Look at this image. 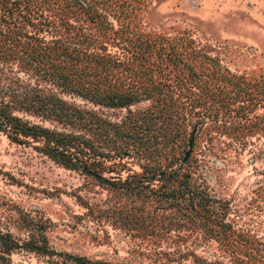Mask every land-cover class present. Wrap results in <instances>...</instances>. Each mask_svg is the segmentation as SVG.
I'll return each mask as SVG.
<instances>
[{
    "label": "rangeland",
    "instance_id": "obj_1",
    "mask_svg": "<svg viewBox=\"0 0 264 264\" xmlns=\"http://www.w3.org/2000/svg\"><path fill=\"white\" fill-rule=\"evenodd\" d=\"M0 3L12 9L0 11V93H54L104 122L85 130L15 110L89 136L95 174L0 130V230L23 243L10 264H70L67 254L111 264H264V100L252 96L264 91V0ZM104 29L122 67L171 49L189 76L158 74L153 91L165 99L121 107L78 95L86 69L62 42L77 33L86 44Z\"/></svg>",
    "mask_w": 264,
    "mask_h": 264
},
{
    "label": "trees",
    "instance_id": "obj_2",
    "mask_svg": "<svg viewBox=\"0 0 264 264\" xmlns=\"http://www.w3.org/2000/svg\"><path fill=\"white\" fill-rule=\"evenodd\" d=\"M14 7L16 9L17 5ZM9 10H12L10 6L0 3V11ZM73 37L74 39L66 43L64 40L62 48L67 49V46L72 48L71 53L74 54L76 63H80L82 70L86 69L88 81L87 85L76 86L73 90L94 103L121 107L134 103L141 98H150L155 94H163V99H165V96L169 94L168 92L157 91L158 93H156L153 91L156 84L161 81L158 74H169L174 71L177 72L182 81H185L190 73L185 71L180 74L182 73V66L179 63H182L186 68L188 61H184L181 56L176 54L173 56L171 49L166 51V57L151 60L148 54H143L144 58L140 59L136 66L131 68L132 65L127 63L129 67L128 65L122 67L125 60L110 54L106 50L107 42L113 38L108 29L100 30L99 35H85L86 44L82 42L77 33ZM160 47L165 49L162 44ZM194 53L195 57L206 56L199 50ZM185 56L189 57V53ZM228 79L231 80L230 76ZM189 82L191 83L189 86L193 87L194 81ZM233 82L238 84L237 79H234ZM258 92L252 96L256 95L257 99L264 100V91L259 95ZM15 110L33 112L43 117H53L60 122L85 130L96 126L98 123H104L94 110L80 104L67 102L54 93H44L41 90L0 93V130L4 131L12 141L29 143L31 140H39L41 143L35 146L54 161L68 168L95 174L91 165L99 150L91 142L89 136L77 131L58 130L30 122L17 114ZM43 240L45 241V239ZM22 245L23 243L14 237L10 231L0 230V264H10L11 251ZM29 246L48 252L47 247L39 242H31ZM67 257L70 264H111L105 259L91 258L81 254H67Z\"/></svg>",
    "mask_w": 264,
    "mask_h": 264
}]
</instances>
